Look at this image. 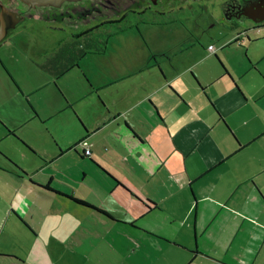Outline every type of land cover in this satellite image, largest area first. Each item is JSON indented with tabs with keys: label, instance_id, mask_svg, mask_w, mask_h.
<instances>
[{
	"label": "crops",
	"instance_id": "obj_1",
	"mask_svg": "<svg viewBox=\"0 0 264 264\" xmlns=\"http://www.w3.org/2000/svg\"><path fill=\"white\" fill-rule=\"evenodd\" d=\"M226 33L166 62L130 56L143 46L123 38L110 56L119 62L102 68L107 77L87 78L90 91L71 98L55 83L69 106L62 111L57 101L53 110L70 108L66 119L50 125L57 114L38 112L43 133L33 142L20 134L28 166L0 153V264H61L68 251L82 264L57 231L66 213L103 227L118 255L110 264H264V36L231 41L235 32ZM68 43L63 36L39 64L57 81L90 56H109L83 54L58 76Z\"/></svg>",
	"mask_w": 264,
	"mask_h": 264
},
{
	"label": "rangeland",
	"instance_id": "obj_2",
	"mask_svg": "<svg viewBox=\"0 0 264 264\" xmlns=\"http://www.w3.org/2000/svg\"><path fill=\"white\" fill-rule=\"evenodd\" d=\"M16 1H18V3L16 5L13 3L12 6L15 5L14 7L19 8V10L23 11L25 14H30V11H35V15L20 20L18 25L10 30L7 36V38H9L7 39L9 45L6 52L4 48L7 45L2 48L0 47V153L8 151L11 153L13 159L19 158L28 166L30 153L25 145L21 144L23 140L20 134H29L33 142L34 139L32 136L43 133L44 129L43 124L37 122L35 119L41 120L42 115L48 116L50 113L55 114L56 108L54 110L53 108L56 106L57 101L62 111L69 106V99L62 100L55 88V83L57 82L59 89L63 90L68 96L71 95V98H76L78 95L90 91L92 87L87 78H90L94 84H97L98 79L107 77V74L104 75L101 72H103L104 69H106V71L109 70L114 63L119 62L117 57L110 58L113 51H117L118 47L116 43L113 42L115 38L111 39L108 57H103L101 55L90 56L82 62V68L73 69L70 73L63 75L57 81L50 72L40 67L39 64L43 60L45 61L52 52L58 50L59 41L62 43L64 33L60 32L59 28L67 29L69 33H71L73 29H69L70 27L63 20L48 18V10H44L43 6L31 10L22 4L20 2L21 0ZM223 1L224 0H197L192 2V0H187L186 7H188L189 4L192 6H189L187 14H178V18L187 20L188 25H195L197 12L192 13L194 9L198 6H203V8L209 7V17L214 16L215 25H212L211 22L209 23V30H211V33L208 39L222 40V37L225 36H220L222 25L216 16L222 14ZM205 16L207 18V14H205ZM82 25L84 24L82 23ZM262 34H264V32ZM101 35H104V33L102 32ZM259 36L261 35L259 34ZM96 37L101 36L99 35ZM107 37L106 35L105 39H107ZM133 39L136 38L132 37V40ZM98 45L104 46L102 42H99ZM13 61L14 65L11 64ZM240 61L241 60H238L237 62ZM101 63L103 64L102 66L100 65ZM262 63H264V59ZM48 81L51 83L44 86V83ZM74 102L75 100H70L71 104ZM66 111V114L63 116L56 113L57 115H54L50 119L47 117L46 123L50 125H59L69 115L70 108ZM38 112H41L42 115L40 116ZM10 131L14 133L13 136L6 138ZM45 134L46 136L41 143L44 144V148H46L45 144L53 145L48 138L49 132L47 129H45ZM30 146L34 149V152H36L33 146L38 148L37 143ZM78 148L81 151L83 150L81 146H78ZM30 165L31 164H29V166ZM76 209L82 214L90 213L80 208ZM64 215L65 216L59 218L63 219L65 217L62 224H56L54 216H50V222L55 223L57 225V231L60 232L61 236L68 241V244L72 248H75V250L77 249V251L83 255L84 259L82 264H110L111 262H117L118 255L116 251L111 248V239L107 234L104 235L105 230L100 224L97 222H90L87 220V216H83L79 224V219H75L74 215H69L68 213ZM95 227H97L104 236H100V233ZM115 238L116 240L118 239L117 235H115ZM115 244H117V242ZM43 253L45 252L43 251ZM88 257L92 262L87 261ZM61 264H75L74 254L69 251L62 254Z\"/></svg>",
	"mask_w": 264,
	"mask_h": 264
},
{
	"label": "flooded vegetation",
	"instance_id": "obj_3",
	"mask_svg": "<svg viewBox=\"0 0 264 264\" xmlns=\"http://www.w3.org/2000/svg\"><path fill=\"white\" fill-rule=\"evenodd\" d=\"M186 1L66 0L58 7L43 5V9L48 10V18L63 20L70 27L69 29H73L69 33L67 29L59 28V31L64 33V42L65 40L69 42L62 51L64 57L61 71L67 72L72 67L79 66V61L83 54L106 53L109 51L106 48L111 45V39L114 38L113 42L123 41V38L132 40V37H134L136 38L134 40L139 39L143 47L137 46L136 50H131L130 56L135 53L137 57L148 54L151 58L160 59L164 62L186 52L188 44L196 41L200 44L205 43L211 33L209 23L211 22L212 25H215L214 16L209 17V7H196L192 12H197L195 25L201 26L202 31L200 32L199 30V33L194 32V25H188L187 20L178 18V14H187L189 6H192L189 4L186 7ZM195 1L197 0H192V2ZM20 2L31 10L41 7L39 5L30 6L22 0ZM13 3L16 5L18 1L0 0V28L2 26L1 15L4 7L21 13L23 19L35 15V11H30V14L23 13L19 8L14 7L15 5L12 6ZM205 14H207V18ZM216 17L222 25L220 36H227V31L235 32L231 41L252 40L257 38L259 34L264 36L262 34L264 32V0H224L222 14ZM177 24L186 26L188 29L187 34L182 37L175 35L174 27ZM17 25L18 23L14 27ZM12 28L8 29L6 35L0 41L1 48L3 43L9 39L7 36ZM54 28L57 29L56 27ZM223 31L225 33L222 34ZM102 32L104 35H101ZM99 35L101 37H96ZM106 35L108 36L107 39H105ZM153 38L162 41L160 49L153 46L151 42ZM222 38L224 39L225 37ZM180 41L183 45L182 47H180ZM99 42H102L104 46L98 45ZM74 52L75 56H70ZM151 67L153 65H146L142 67V70ZM8 72L10 73L9 70Z\"/></svg>",
	"mask_w": 264,
	"mask_h": 264
},
{
	"label": "water",
	"instance_id": "obj_4",
	"mask_svg": "<svg viewBox=\"0 0 264 264\" xmlns=\"http://www.w3.org/2000/svg\"><path fill=\"white\" fill-rule=\"evenodd\" d=\"M22 1L30 6L52 5L58 7L62 4V2L66 0H22ZM22 19H23V15L21 13L17 11H11L4 7L1 15L2 26L0 28V41L6 35L8 29L14 27Z\"/></svg>",
	"mask_w": 264,
	"mask_h": 264
},
{
	"label": "built area",
	"instance_id": "obj_5",
	"mask_svg": "<svg viewBox=\"0 0 264 264\" xmlns=\"http://www.w3.org/2000/svg\"><path fill=\"white\" fill-rule=\"evenodd\" d=\"M210 49L212 50L213 49V45H210ZM78 144H80L82 147H83V153L85 155H90L91 154V149H90V144H89V141L84 139V140H80L78 142Z\"/></svg>",
	"mask_w": 264,
	"mask_h": 264
},
{
	"label": "trees",
	"instance_id": "obj_6",
	"mask_svg": "<svg viewBox=\"0 0 264 264\" xmlns=\"http://www.w3.org/2000/svg\"><path fill=\"white\" fill-rule=\"evenodd\" d=\"M74 54H75V52H74ZM61 55V51L59 50L56 54H55V56L57 57H59ZM70 56H72V57H74L75 55H72V54H70ZM64 72L65 71H61L59 74H58V76H60V75H62V74H64ZM77 146V145H76ZM82 149H83V147H82ZM84 154V153H83ZM85 155V154H84ZM86 156H88V157H91V154L90 155H86Z\"/></svg>",
	"mask_w": 264,
	"mask_h": 264
}]
</instances>
